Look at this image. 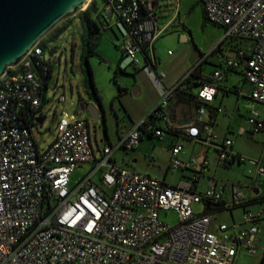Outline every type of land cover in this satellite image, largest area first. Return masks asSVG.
<instances>
[{
  "label": "built area",
  "instance_id": "built-area-1",
  "mask_svg": "<svg viewBox=\"0 0 264 264\" xmlns=\"http://www.w3.org/2000/svg\"><path fill=\"white\" fill-rule=\"evenodd\" d=\"M201 2L209 22L224 29L223 40L242 39L251 45L248 51L227 57L222 69L199 87L190 124L160 127L151 118H166L178 84L167 89L132 129L121 132L115 146L105 145L97 153L89 120H69L65 114L54 142L40 149L34 127L46 119L41 75L46 76L51 65L42 46L45 38L0 78V264H235L241 254L258 253L261 214L245 210L239 222L219 223L213 229L214 214L193 209L199 203L212 209L246 207L249 198L243 187L231 185L230 199L224 200V188L197 192L189 182L169 185L114 160L116 150H135L144 134L162 139L179 131L205 145H216L221 166L252 163L258 175L264 174V158L250 160L235 153L234 140L221 138L204 118V105L214 101L223 69L242 65L252 86L250 98L264 106V0ZM108 7L126 29L121 43L125 58L139 71L152 70L145 57L154 61L155 40L167 29L159 27L153 3L109 0ZM156 74L160 80L166 77L164 71ZM58 101L65 104V96ZM248 123L253 133L261 131L264 111L252 109ZM182 149V143L171 149L173 170L201 171L208 166L206 158L181 159ZM80 165L91 167L72 185L71 177ZM168 211L178 216L174 226L160 218Z\"/></svg>",
  "mask_w": 264,
  "mask_h": 264
},
{
  "label": "rangeland",
  "instance_id": "rangeland-1",
  "mask_svg": "<svg viewBox=\"0 0 264 264\" xmlns=\"http://www.w3.org/2000/svg\"><path fill=\"white\" fill-rule=\"evenodd\" d=\"M198 0H160L156 8L157 16L161 20L177 15L173 25L163 31L155 40V53L160 63L156 73L165 71L168 78L162 83L153 70H147L143 74L137 75L133 64L125 58L122 49L121 28L114 26L112 30H103L102 36L96 47V56L89 59L93 70L94 81L101 96L109 139L104 140L105 129L103 117L94 121L87 111H82L80 105L93 102L84 85V76L81 69L80 56L82 52L81 43V22L76 15L58 25L61 30L56 36L48 35L44 39V53L46 61L51 63L52 76L45 92L46 102L42 106V113L46 117L43 124L34 127V135L40 149H44L54 142L57 135V124L65 114L69 120L88 119L91 125L92 143L95 151L99 153V148L105 145L115 146L121 132L132 129L141 119L147 116L154 107L155 100L163 99L166 94V86L173 80L176 82L183 80L196 66L202 65L205 76L210 75L215 68V61L222 53H230L229 48L235 43L244 47H249V42L244 40L228 39L221 46V51H215L218 44L223 40L224 29L211 22H205L201 6L196 5ZM165 17V18H164ZM215 51V52H214ZM123 72H121V70ZM126 72H124V70ZM140 88V93H137ZM164 89V93L157 96L158 89ZM198 88L194 86L192 93L196 95ZM64 95L65 104L58 101ZM222 94L219 96L221 102ZM227 99V96L225 97ZM234 102L235 97L229 96ZM190 105V106H189ZM188 109H191V104ZM225 107L219 112L218 125L219 132L225 134L227 126L231 124L235 129L229 134L236 141L237 149L243 152L250 160L264 158V130L255 133L254 136L248 134L238 135L237 127L239 123L247 126L245 115L242 116L224 114ZM187 106H185V109ZM206 114L205 121H209L208 108L204 107ZM229 112L231 111L230 107ZM146 110V111H145ZM145 112L142 116L141 113ZM140 115V116H139ZM244 115V116H243ZM233 117V118H232ZM165 140L145 139L137 151L116 150L114 153L118 165L126 167L140 174H148L154 177L163 178L168 169L169 149ZM188 143L186 149L190 151ZM199 148V146H198ZM134 157L136 158L134 161ZM199 159V157H197ZM211 167L210 176L217 179L219 184H236L243 189L246 187L260 190L259 197L264 195V174H257V166L252 163L231 166H217L216 155L213 150L209 153ZM129 161V162H128ZM129 163L127 166L126 163ZM251 162V161H250ZM90 165L78 166L72 177V185L86 175ZM208 175V174H207ZM169 173L168 180H172ZM93 180L98 182V175L93 176ZM207 177L202 179L201 187H207ZM251 195H254L253 192ZM252 211L264 209V203H256L250 206ZM195 213H203L204 203L193 206ZM238 212H241L240 210ZM227 212L218 213L221 221L227 219ZM162 221L170 226L178 222V216L174 211L162 212ZM218 221L214 223L217 224ZM264 223V222H263ZM261 226V233L264 235V224ZM239 264H264V254L256 256L242 255Z\"/></svg>",
  "mask_w": 264,
  "mask_h": 264
},
{
  "label": "crops",
  "instance_id": "crops-1",
  "mask_svg": "<svg viewBox=\"0 0 264 264\" xmlns=\"http://www.w3.org/2000/svg\"><path fill=\"white\" fill-rule=\"evenodd\" d=\"M149 1H151L153 3V6L155 7V10H156V8L159 6L160 0H149ZM98 4H99L98 5L99 6V11L102 14H106V16H107L106 22H104L105 25H106L105 26L106 28L103 29V30H112L114 26L120 27L121 30H122L121 35H122V41H123L126 38V36H127V32H126L125 27L120 23V21L114 15V13L111 12V10L107 7L105 2H103L102 0H99ZM179 15L180 14L177 15V13L176 14L174 13L171 17H166V19L161 20V23H160V19H159V27L160 28H165V27L169 28V26L174 24V22L176 20V16L178 17ZM233 40H237V39H233ZM250 45H251V43L249 44V47H244L241 44L235 43L233 46H231L229 48L230 53H226V54L222 53L220 55L219 59H217L215 61V63H214L215 68H214L213 72L215 70L219 69V68H217L218 64H222V62L224 63V60L227 57H235V56H237L238 51L241 50V49L244 50V51H248V49L250 48ZM155 56H156V53H155ZM156 58L158 60V63H160V61H159L157 56H156ZM141 59L144 60V58L142 56H141ZM132 66H133V68L135 70V73L137 75L145 73L146 70L147 71L149 70L148 71L149 73L152 71L149 68L139 71L137 68H135L134 65H132ZM157 67H158V65H157ZM156 70H157V68H156ZM223 70H224V78L219 83L218 93H217L214 101L211 104L207 105V106L204 105V107L208 108V112H207L208 116H209V121L208 122H210L213 131H215L221 138L233 139L234 140V145L232 147V150L235 153H237V154L245 155L243 152H241V151H239L237 149V145H236L235 139L231 138L230 135H229V134L233 133V132H231L232 131L231 129H235L231 124H229L227 126V130H226L225 134H221L219 132V130H221V127L218 125L219 112L222 110V106L223 105L227 106V107H225V111H224V114H226V115H231L232 114V115H235V116H238V115L242 116V113L244 111H247V113L245 115V118L247 120L246 121L247 122V126L243 127L242 124L239 123V125L237 127V134L238 135H244V134L251 133L252 135H249V134L248 135L249 136H254L255 133H253L251 130H249L248 118L250 117L252 109H256L258 111L263 112L264 111V106L259 104V103H256L255 101H253L250 98V92H251L252 86L247 81V79H246V77L244 75V65L240 66L236 70H233V69H223ZM121 72H123V71L121 70ZM124 72H126V70H124ZM155 75L157 76L156 73H155ZM167 78H168V76L166 74V77H165L164 80H166ZM164 80H160V81L163 83ZM181 82H182V80H180L178 82H176V80H173L171 82V84L169 83L165 88L166 89H171L172 87L180 84ZM182 88L186 89V92H189L188 91L189 88H187L186 85H183ZM190 89H192V88H190ZM157 92H158L157 96H159V95L164 93V89H160L159 88ZM191 92H192V90H191ZM137 93H140V88L139 89L137 88ZM220 94H222L223 97L221 99V102H219V104H217ZM226 96H227V99L225 98ZM229 96L235 97V101L234 102L230 101ZM161 100H160V98L159 99L157 98L154 101L155 102L154 107ZM92 101L96 105H98L94 100H92ZM190 104H191V109H188V105H186L184 103H179L178 99L175 98L174 100H172V102L170 104V107L167 110V113L165 115L166 118L164 119V122L167 123L168 125H171L172 127H175V128H179V126L190 124L192 119L194 118L195 111H196V106H197L195 100L191 101ZM185 106H187L186 109H185ZM228 107H230L231 111L233 109V113L228 111L229 110ZM152 109L148 112V114L152 111ZM144 113L145 112H142L141 116ZM262 130H264V128ZM166 138H168L167 139V146H168V149H169L168 169L166 170V172L164 174V177L163 178H158L157 177L158 179L162 180L166 184L173 185V186L179 185L182 182H189V183L193 184L194 190L197 191V192H202L205 189L211 188V187H214L216 189L224 188V200H229L230 199L231 186H227V184H219L217 179L212 177V176H210V174H209L210 167H211V162L209 160V153H210L211 150H213L215 152L216 160H217L216 161L217 166H220V164H221V162L219 160V153L217 151V146L216 145H205V144H203V143H201L199 141H196V140H193L191 138H188L186 135H184V133H181L179 131H171V132L167 133L166 136L164 138H162V139L144 134L142 139H141V141H140V143H139V145H138V147L135 150H133L132 152L135 153V151H137L139 149V147L141 146L142 142L145 139H150V140L156 139V140H160L161 141V140H165ZM179 143H182V145H183V149H182L181 153L179 154V157L181 159L188 160V159L193 158V157L206 158L208 160V162H209L208 166L203 168L201 171H199L196 168H192V169H189V170H187V169L173 170L171 168V165H170L171 149H172V147H174L176 144H179ZM188 143H193V144H190V151H188L186 149V146H187ZM198 146H199V148H198ZM124 151H126V150H124ZM126 152H128V151H126ZM135 159L136 158L134 157V161H136ZM114 160L118 164L115 155H114ZM128 162L125 164L126 166L129 164ZM223 166H228L229 167L231 165L224 164ZM169 173H171V175L173 176L172 180H174V181L168 180ZM205 177H207V179H208L207 187L200 188L202 179L205 178ZM231 185H233V184H231ZM246 189L247 190H245V189L244 190L246 191V193L248 195L249 204H247L246 207H239V208L237 207V208H234V209H231V210H226V212L228 213L227 214V219L223 220V221H221L219 219V217L217 215L218 213L214 214V217H213L214 218L213 229L219 223L231 224V223H234V222H239L245 210L251 211V212L256 213V214H261V217H260V220H259V223H258L259 230H260V246H259L260 248H259V251H258L257 254H259V253L264 254V235L261 233V226H262V223L264 222V209L257 210V211H252L251 208H250L251 205L256 204V203L252 204V202L254 200L261 199V197H259L260 190L257 189V188H251L249 186L246 187ZM252 192H253L254 195H251ZM262 197H264V195ZM239 210L241 212H238ZM215 221H218L217 224L214 223ZM242 255H247V254H241L239 256V258L237 259L235 264H239L240 257ZM256 255H254V256H256ZM247 256H250V255H247Z\"/></svg>",
  "mask_w": 264,
  "mask_h": 264
},
{
  "label": "water",
  "instance_id": "water-1",
  "mask_svg": "<svg viewBox=\"0 0 264 264\" xmlns=\"http://www.w3.org/2000/svg\"><path fill=\"white\" fill-rule=\"evenodd\" d=\"M92 0H0V78L21 63L58 25L86 10ZM192 89H188L191 92ZM94 121L100 106L80 105ZM44 119L40 121V124ZM252 135L251 133H248ZM106 139V134H104Z\"/></svg>",
  "mask_w": 264,
  "mask_h": 264
},
{
  "label": "trees",
  "instance_id": "trees-1",
  "mask_svg": "<svg viewBox=\"0 0 264 264\" xmlns=\"http://www.w3.org/2000/svg\"><path fill=\"white\" fill-rule=\"evenodd\" d=\"M98 1L99 0H92V2L86 8V10L79 12L77 14V16L79 17V20L81 22V28H82V31H81L82 52H81V56H80V61H81L82 73L84 76V85H85L86 90L88 91V93L90 95V98L92 100H94L100 106V111L102 114H104V108H103L101 96H100L99 91L96 87V84L94 81V76H93V70H92L90 63H89V59L91 57L97 55L96 47L98 46V42L102 36L103 29L106 28L105 27L106 25L104 22H106L107 16H106V14H102L99 11ZM102 1L105 2L107 7H108L109 0H102ZM198 4L202 8L204 21L209 22V20L207 19V16H206V11L204 9V6H203L201 0L197 1L196 5H198ZM144 14H146V13L144 12ZM60 30H61L60 28L56 27L50 33V35H52L54 37L57 35V33ZM229 39H236V38H229ZM226 40H228V39L222 40L218 44L215 51H217V52L221 51V46L224 44V42ZM237 40H242V39H237ZM244 41H246V40H244ZM42 46L44 47V43L42 44ZM145 60H146V66H148V65L151 66L152 70L157 68V65L159 63H158V60L155 56V47H154V61L152 62L148 56L145 57ZM204 62H205V60L202 63H200L198 66H196V68H194L190 72V74L188 76H186L182 80V82L179 84V86L177 88V96H176V99H178L179 103H184L186 105H189L191 103V101L195 100L196 105H198L199 102L197 101V95H194L192 92H186V89H183L182 86L186 85L187 88H193L194 86H196L199 89V87L202 84L209 81V77L213 72L210 75L205 76V74L203 72V68H202V65ZM49 67H50L49 73L46 76L41 75L42 76V104H41V109H42V106L46 102L45 92L47 90V87L49 85V82H50V79L52 76V67H51V65ZM222 67H223V62H222V64H218V66H217V68H219V69H222ZM238 68H233V70H236ZM151 118L154 121V123L159 125L160 127L168 126V124L164 122V118H165L164 116H161V117L152 116ZM104 121H106L105 118H104ZM105 134H106L105 140H108L109 135H108V131H107L106 126H105ZM253 203H264V198L254 200L252 202V204ZM224 211H226V209H224L223 207L217 206V208L212 209L211 207L205 205V212H207V213L209 212V213L216 214V213H222Z\"/></svg>",
  "mask_w": 264,
  "mask_h": 264
},
{
  "label": "flooded vegetation",
  "instance_id": "flooded-vegetation-1",
  "mask_svg": "<svg viewBox=\"0 0 264 264\" xmlns=\"http://www.w3.org/2000/svg\"><path fill=\"white\" fill-rule=\"evenodd\" d=\"M100 117H103V114L101 113V111H100ZM103 119H104V117H103ZM103 125H104V129H105V121L103 120Z\"/></svg>",
  "mask_w": 264,
  "mask_h": 264
},
{
  "label": "clouds",
  "instance_id": "clouds-1",
  "mask_svg": "<svg viewBox=\"0 0 264 264\" xmlns=\"http://www.w3.org/2000/svg\"><path fill=\"white\" fill-rule=\"evenodd\" d=\"M46 38V37H45Z\"/></svg>",
  "mask_w": 264,
  "mask_h": 264
}]
</instances>
